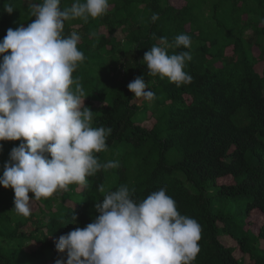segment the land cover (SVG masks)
<instances>
[{"label":"trees","instance_id":"16d2710c","mask_svg":"<svg viewBox=\"0 0 264 264\" xmlns=\"http://www.w3.org/2000/svg\"><path fill=\"white\" fill-rule=\"evenodd\" d=\"M6 2L12 14L4 11ZM30 2L42 0H0V41L8 28L35 19ZM185 2L109 0L98 18L65 21V37L81 36L85 58L73 77L95 112L92 126L112 130L107 149L96 156L119 167L32 200L28 217L13 210L14 190L0 185V264L66 258L54 241L91 223L99 215L95 205L121 186L134 189L137 202L165 188L178 212L200 224L192 264H264V220L260 227L249 222L253 213L264 215V0ZM72 3L61 0L60 6ZM179 34L190 36L191 48L168 52H190L185 71L192 80L177 86L149 75L143 58L160 37L171 44ZM138 76L154 92L151 101L129 91ZM21 142L0 141V175ZM101 184L105 193L98 191ZM73 214L77 223H71Z\"/></svg>","mask_w":264,"mask_h":264},{"label":"clouds","instance_id":"9594fccd","mask_svg":"<svg viewBox=\"0 0 264 264\" xmlns=\"http://www.w3.org/2000/svg\"><path fill=\"white\" fill-rule=\"evenodd\" d=\"M61 0L29 3L35 19L26 27L8 28L0 41V141H22L4 164L0 185L14 190L13 210L31 215V201L48 198L70 184L84 185L101 169L119 167L118 161L100 163L96 153L107 149L111 128L93 127L94 113L85 105L82 85L73 73L84 54L81 36L63 35L65 21L98 18L109 0ZM8 14L14 7L4 5ZM155 22L158 14L151 17ZM96 36V33H92ZM144 54L148 74L167 77L180 86L192 77L185 71L190 52L169 54L170 47L191 48V38L179 34L170 44L160 37ZM137 98L151 101L155 94L144 77L128 84ZM98 191L105 193V186ZM127 186L107 191L95 205L99 213L86 227H77L55 240V264H192L200 251L201 226L181 215L173 198L161 188L140 202ZM33 195L30 196L29 194ZM73 214L71 223H77Z\"/></svg>","mask_w":264,"mask_h":264},{"label":"rangeland","instance_id":"374dc122","mask_svg":"<svg viewBox=\"0 0 264 264\" xmlns=\"http://www.w3.org/2000/svg\"><path fill=\"white\" fill-rule=\"evenodd\" d=\"M186 4L185 0H173V5L177 6V7H182ZM120 32V31H119ZM223 182H228L229 180L227 179H224V180H221ZM264 220V215L262 216L261 214L259 213H253L252 217L250 218L249 222L251 224L254 225H257L258 227H260V224L262 223V221ZM34 243H32L31 246H33Z\"/></svg>","mask_w":264,"mask_h":264}]
</instances>
